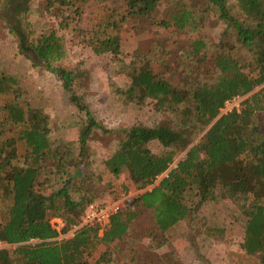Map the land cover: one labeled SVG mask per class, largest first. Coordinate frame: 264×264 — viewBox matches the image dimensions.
<instances>
[{"label":"trees","instance_id":"16d2710c","mask_svg":"<svg viewBox=\"0 0 264 264\" xmlns=\"http://www.w3.org/2000/svg\"><path fill=\"white\" fill-rule=\"evenodd\" d=\"M52 1L60 8H74L76 13L88 2ZM162 1L126 0L127 16L150 17ZM228 1L208 0L218 6L227 26L226 34L234 33L237 41L254 55V63L240 64L223 44L213 48L202 40L193 42L188 52L190 62L181 72L186 75L177 85L167 78L169 64L161 63L157 70L146 63L132 74L130 86L123 94L130 102L160 98L154 108L176 117V122H163L153 128L140 124L116 131L106 128L84 104L81 94L82 81L90 73L66 64L67 41L55 32L42 33L35 41L34 25L29 21L27 32L18 22L14 30L20 54L32 60L35 67L41 66L60 78L72 104L85 113L86 121L80 125L74 144L55 145L49 129L43 127L44 109L30 108L24 112L16 106L5 107L7 124L19 132V140L27 150L23 166L12 165L11 159L16 158L13 152L4 156L5 147L0 151V172L10 166L4 177L0 174V195L5 202L0 212V242L15 246L13 251H0V264H110L118 261L115 253L121 254L139 211L149 212L157 230L165 236L179 223L192 218V208L186 202L189 192L197 191L202 201L209 189L219 184L247 217L241 242L243 253L258 255L264 264V131L258 118L264 113V0H237V11L227 6ZM171 4L170 17L160 22L162 26L178 32L197 27V11L182 0ZM22 8L26 10L23 5ZM88 42L98 55L121 54L118 37H92ZM7 81L16 83L13 77L0 73V94L6 92ZM246 95L249 96L240 109L221 115L227 100ZM115 134L116 149L104 162L111 175L127 174L141 190L162 174L167 176L129 201L124 210L112 217L110 228L102 236L98 226L85 225L70 239H60L69 229L80 225L87 206L98 196L92 174L95 155L90 142H106L107 136ZM152 140L163 147L161 154L148 146ZM74 145L78 146V160L70 168ZM52 175L60 176L61 186L45 195L44 185ZM51 216L65 218V228L60 231L54 227ZM31 238L42 242L26 244ZM99 246H106L107 250L95 260ZM13 256L22 261L14 262Z\"/></svg>","mask_w":264,"mask_h":264},{"label":"rangeland","instance_id":"374dc122","mask_svg":"<svg viewBox=\"0 0 264 264\" xmlns=\"http://www.w3.org/2000/svg\"><path fill=\"white\" fill-rule=\"evenodd\" d=\"M23 1L26 10H22L13 22L7 13V0H0V73L5 72L8 78L13 77L16 81L15 84L7 81L6 92L0 94V151L5 147L4 156L11 152L16 155L15 159H11L14 166L24 165L27 148L19 140V132L7 124V105L16 106L24 112L30 108L44 109L46 120L43 127L49 129L55 145L74 144L80 133V125L86 121L85 113L79 112L72 104L60 78L41 66L35 67L32 60L20 54L19 38L14 30L19 26L18 22L27 32L29 21L34 25L35 41L42 33L51 32L67 41V66L90 73L88 79L82 81L84 104L100 123L112 131L135 124L153 128L163 122L177 121L171 113L159 112L154 108L160 98L130 102L123 94L130 86L132 74L146 63L157 70L161 68V63L169 64L167 78L177 85L186 75L181 72L190 62L188 52L197 40L213 48L223 44L240 64L254 63V55L237 41L234 33L228 31L226 34L227 26L221 20L218 6L210 4L208 0H182L199 14L197 27L187 28L183 32L160 24L170 17L171 3L175 0H163L152 16L140 18L127 16L126 0H88L78 13L74 8H60L52 0ZM236 3L237 0H229L227 6L237 11ZM108 35L119 38V56L98 55L89 46L88 41L92 37L103 39ZM248 96H240L238 109ZM258 118L263 123L264 131V113ZM116 138L115 134L107 136L106 142L100 139L90 142L95 155L92 174L98 187L96 201H116L126 195L127 207L129 201L145 190L138 189L127 174L115 177L107 171L104 162L114 153ZM148 146L157 154L164 151L154 140ZM73 148L75 151L73 162L68 165L70 168L78 160V146L74 145ZM183 156L184 153L178 159ZM9 172L10 166H6L0 174L4 177ZM59 177L50 176L49 183L44 185L45 195L59 189ZM207 195L201 201L197 191L189 192L186 202L192 208V218L189 222L179 223L165 236L157 230L149 212L139 211L121 254L115 253L110 246L118 260L110 264H261L258 255L247 256L241 249L247 217L228 198L222 184L209 189ZM4 205L0 195V212ZM51 223L60 231L66 226L63 217L51 216ZM73 230L74 227L62 234L60 239L73 237ZM6 249L13 251L15 246L0 244V251ZM106 250V246H99L94 259ZM12 259L14 262L22 261L17 256Z\"/></svg>","mask_w":264,"mask_h":264},{"label":"built area","instance_id":"2783aa9c","mask_svg":"<svg viewBox=\"0 0 264 264\" xmlns=\"http://www.w3.org/2000/svg\"><path fill=\"white\" fill-rule=\"evenodd\" d=\"M240 96H235L230 100H227L224 104L223 109L221 110V114H227L232 112L235 109H238L240 104ZM167 176V173L162 174L161 176L157 177L152 184L145 188V191L151 190L154 186H156L160 180ZM128 200L126 195H122L116 201L113 200H97L87 206L82 219L81 223L78 226L74 227L72 231L73 235L76 230L80 227L85 225H96L99 228V234H103L107 231L111 226V219L114 215L118 214L122 210L126 208V201ZM42 241L38 238H31L26 244L28 245H36L41 243ZM0 244H4L8 246V244L4 242H0Z\"/></svg>","mask_w":264,"mask_h":264},{"label":"flooded vegetation","instance_id":"af4514ba","mask_svg":"<svg viewBox=\"0 0 264 264\" xmlns=\"http://www.w3.org/2000/svg\"><path fill=\"white\" fill-rule=\"evenodd\" d=\"M24 7L23 0H7L6 8L9 17H11L12 21L15 22L18 18V15L22 12Z\"/></svg>","mask_w":264,"mask_h":264}]
</instances>
